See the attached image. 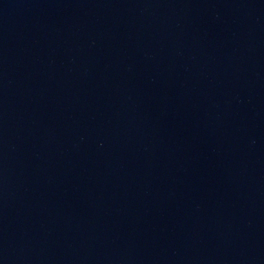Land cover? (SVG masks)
<instances>
[{"label":"water","instance_id":"water-1","mask_svg":"<svg viewBox=\"0 0 264 264\" xmlns=\"http://www.w3.org/2000/svg\"><path fill=\"white\" fill-rule=\"evenodd\" d=\"M0 264H264V0H0Z\"/></svg>","mask_w":264,"mask_h":264}]
</instances>
